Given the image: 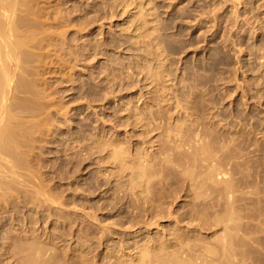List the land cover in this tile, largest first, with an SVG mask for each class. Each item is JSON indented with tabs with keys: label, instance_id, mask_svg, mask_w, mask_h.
I'll list each match as a JSON object with an SVG mask.
<instances>
[{
	"label": "rangeland",
	"instance_id": "1",
	"mask_svg": "<svg viewBox=\"0 0 264 264\" xmlns=\"http://www.w3.org/2000/svg\"><path fill=\"white\" fill-rule=\"evenodd\" d=\"M24 1L50 43L30 41L47 55L31 79L50 92L27 95L47 100L42 113L27 96L16 110L32 144L0 176L20 174L1 178L0 264H264V0ZM136 105L150 106V132L130 124ZM190 133L211 142L229 192L200 184L208 162H194ZM110 143L142 150L147 184H131Z\"/></svg>",
	"mask_w": 264,
	"mask_h": 264
},
{
	"label": "bare ground",
	"instance_id": "2",
	"mask_svg": "<svg viewBox=\"0 0 264 264\" xmlns=\"http://www.w3.org/2000/svg\"><path fill=\"white\" fill-rule=\"evenodd\" d=\"M23 3L29 4L28 1L23 2V0H0V176H4V174H6L4 169H9V170L15 169L16 170L17 167L14 168L15 165L17 166V164L18 165L23 164V160L20 157H22L25 153H24V151H22L23 149L22 150L20 149V146H21V148H24L26 146V144L27 145L32 144V143L28 144V142H31V141H27V140L24 141L23 140V138L25 139L27 137H28V139H30V135H32L31 130H28L29 127H31V126L30 125L28 126L23 121V118H24L23 116L27 115L26 113L23 114V112L25 110L29 111L31 108V107H28L29 109H27V106L31 105V103L27 102L25 99H27V97H28V101H30V100H32L31 98L34 97V96H32V97L30 96L31 98H29V96H27V95H30L31 94L30 92L32 91V94L34 95L33 92H35V94H38V95H36V97L39 98V96H41V94H43L47 91L44 87H46L45 83L48 80H45L46 82L43 84L44 85L43 88L45 90L42 91L43 88H41V85H40V87L37 86V84H41V83H38L39 81L41 82V80L37 79V80H39L37 82V80L31 79V76H33V75L37 74L38 77H39V75H41L38 73V70H39L38 68H36V67H35L36 69L33 68L32 62H35L34 60H38V62H39V60H44L43 58H45V57H42V59H40V58L35 59V58L42 56V54H44L43 56H45L46 54H45V52H42V54H40V52L39 53L35 52L36 53V55H35V53L32 52L33 47H31L32 48L31 49L29 47L30 46L29 43L33 44L30 42V41H32V42H34L35 45L37 44L40 46L41 43L43 44V43H49V42L48 41L44 42L43 40L46 41V38L43 39L42 36H39L42 38L39 41L35 40V39H38L37 34H39V32H41V31L37 32V30H35V28H40V26H38L37 23H36L37 25L36 24L32 25L33 24L32 21H34V20L36 21V18L35 19L31 18V16L33 17V15H29V14H30V12L35 14V12H38V11H36L35 9L32 10V8H30V7H32V4H31V6L29 4L30 7L28 6V9H27L29 14L27 12H26V14L23 12L24 14L21 15V13H19V11L22 10V8H21L22 5L23 6L25 5ZM24 8H27V6ZM33 11H35V12H33ZM136 13H137L136 14L137 18H139L141 20L144 19L141 9L138 10ZM26 15H28L30 17H28ZM31 19H33V20H31ZM43 25H44V23H43ZM32 26H37V27H33L35 30L34 32L32 30L33 28L32 29L29 28ZM34 33H37L36 34L37 36L33 35ZM44 37H46V36H44ZM49 37H51V36H49ZM33 40L37 41V43H35V41H33ZM49 41H51V40H49ZM39 42H40V44H38ZM47 45H50V43L45 44V48ZM43 46H44V44H43ZM27 47L31 50H29ZM35 47H37V46H35ZM38 48H44V47H42V45H41V47H38ZM46 57H47V55H46ZM40 62H41L40 64H44L43 63L44 61H40ZM33 65H34V63H33ZM34 66L38 67V65H36V64ZM41 69L43 70V68H41ZM39 72H40V70H39ZM34 73H36V74H34ZM33 78H37V77H33ZM47 84H49V83H47ZM35 85L37 86L36 88H35ZM49 85H51V84H49ZM47 88H49V87H47ZM38 89H40V91ZM18 90H20L21 93H23V94H26L25 92L28 93L24 96H22L20 91L18 92L20 94L17 93L19 95V97L21 96L20 100L23 99L22 97H25V99H23L25 101L22 100L23 102H20V103H16L19 101L18 99L16 101L13 100L15 98V96H17L16 92ZM89 90L90 89H87L86 92H89ZM22 91H25V92H22ZM54 91H58V90H54ZM47 92H50V91L48 90ZM51 94H49V96ZM47 95H48V93L46 94V96ZM42 96H45V95L43 94ZM46 96H45V98H46ZM36 97H34V98L36 99ZM40 98H39V100H41ZM42 99H44V97ZM33 100L31 101L33 103L31 106L35 107L36 101H33ZM44 101H47V100H42V103ZM25 102H27L26 103L27 105L25 104ZM21 103H24L25 106L22 105ZM28 103H30V104H28ZM37 103H40V101H38V99H37ZM19 104H21L22 106H19ZM41 104H38V107L36 106L35 109H34V107L32 108L35 110L34 112L37 111L38 113H42L41 109H46L44 107L48 106V103L45 102L44 104H42L44 107L42 106L43 108L41 107L40 111H38L39 109H37V108H39L41 106ZM22 107H26V109H24ZM148 107H150V106L147 105L144 109L143 108L138 109V105H136V107L133 109L131 117H129V120H130V124L138 125L142 128L143 127L148 128L147 132H150L151 130H153L154 127L149 128V126L152 123H155V121H154V118L151 119L149 116H145L146 109ZM17 108L18 109L21 108L24 110L19 111L21 109L17 110ZM16 110L19 111V113H22L23 116H21V114L16 115V114H18ZM43 111L45 112V110H43ZM31 112H33V110L28 112V114ZM38 113L36 115H38ZM32 114L34 116V113H32ZM16 116L19 118H17ZM20 117H22V118H20ZM15 118H17L19 121H21L22 124H24V126H26V125L27 126L21 127L20 125H22V124H18L21 122H18L17 120H16L17 121L16 122ZM25 118H27V117L25 116ZM45 118L46 117L41 118V119L45 120ZM48 120H49V118H48ZM25 128H27V130H25ZM28 132H30L31 134ZM26 134H30V135L27 136ZM32 139H33V137H32ZM181 141L182 142L186 141L189 144V146H191L194 162H204V161L208 162L206 169L201 173L200 184H203V185L210 184L213 186H217L218 183H222V192H229V188L231 187V182L228 179H226L225 172H223L222 170H218L214 166V164L210 163V161L213 159V149H212L211 142L209 140H207L206 137L200 136L198 133H190L186 137L181 136ZM108 146H109L108 150H109L110 155L117 162V167H119L120 169H128V168L130 169L129 179L131 181V184L134 187H141V186L147 184V182L149 180V175L147 174V169L149 167V163L151 162V160L148 157L144 156L142 150H140L139 148H135V152L134 151L131 152V151H129V149L125 148L120 143H110ZM26 148H27V146H26ZM21 154H23V155H21ZM26 155H28V154H26ZM26 155H24V156H26ZM27 157L28 156H26L25 158L27 159ZM5 160L7 161V164H4ZM18 162H20V163H18ZM24 162H28V161H24ZM9 166H11V167H9ZM21 166L25 167L26 165H21ZM15 170L13 171V173H18V171L15 172ZM14 175H16V174L11 173L12 178L10 180L7 178L11 177V176H5L6 178L0 177V187H2L1 183L3 182V179H1V178H5V180H9V181H7L9 183V182H12L11 180L17 179V178H15ZM17 175H20V174H17ZM17 175H16V177H17ZM3 183H5V181ZM8 183H6V184H8ZM3 186H4V184H3ZM162 211H163V209H160V213ZM158 219H159V217H156V216L150 217L142 225L147 226V225L154 224L157 222ZM142 225H140V227ZM138 247H140V251H141V258H140L141 262H145V260L148 257L153 256V252H151V250L148 248V245L146 243H144L143 245H138ZM29 250H30V248H29ZM30 251H32V253L35 254L36 247L34 245H32ZM30 255L31 256L27 259L26 264H37V258H35L31 253H30ZM160 264H164L163 260H161Z\"/></svg>",
	"mask_w": 264,
	"mask_h": 264
}]
</instances>
